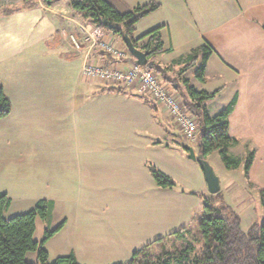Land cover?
Returning a JSON list of instances; mask_svg holds the SVG:
<instances>
[{"label": "crops", "instance_id": "0c3cea01", "mask_svg": "<svg viewBox=\"0 0 264 264\" xmlns=\"http://www.w3.org/2000/svg\"><path fill=\"white\" fill-rule=\"evenodd\" d=\"M107 1L122 14L160 5L137 23L135 36L162 28L167 51L152 60L163 67L205 46L212 51L205 82L194 69L186 78L197 91L220 90L206 103L211 117L237 99L229 133L240 145L229 154L241 149L244 163L253 153L246 179L264 193V0ZM83 28L94 27L69 0L51 7L17 0L0 11V88L12 106L0 120V193L11 199L5 216L16 207L14 216L27 213L41 200L54 203L51 219H40L44 231L64 223L45 245L50 263L73 255L78 264H129L157 240L182 228L197 231L204 198L212 194L164 106L155 103L153 110L136 90L99 93L106 84L84 77L88 65L126 72L136 61L93 47ZM150 166L177 187L160 188ZM230 175H219L221 192L239 215L246 201L239 203V184ZM250 222L247 228L256 221Z\"/></svg>", "mask_w": 264, "mask_h": 264}, {"label": "trees", "instance_id": "16d2710c", "mask_svg": "<svg viewBox=\"0 0 264 264\" xmlns=\"http://www.w3.org/2000/svg\"><path fill=\"white\" fill-rule=\"evenodd\" d=\"M58 1L43 0V3L51 7ZM69 1L70 7L89 19L93 27L100 28L106 34L120 39L124 47H126L124 37L128 36L136 49L148 53L149 61L145 69L155 73L164 86L181 97L186 110L198 124L196 145L199 156L208 160L211 155L219 153L227 170L234 171L241 167L242 160L229 154L230 149L240 145V141L229 133V116L235 109L237 99H234L220 114L211 117L207 112L206 103L214 100L220 90L197 91L186 78V74L194 69L195 79L201 83L205 82L207 63L212 55L208 47L194 50L186 57L173 62L171 66L163 67L152 60L167 51L161 35L162 28L154 29L140 38L135 36L137 23L157 11L160 8L159 4L152 3L137 7L129 13L122 14L107 0ZM14 11L6 13L11 14ZM181 66L182 69L176 71L175 68ZM174 71L177 72V76L175 80H172L170 73ZM172 85L176 88H171ZM128 90L129 88L125 85H106L100 89L99 93H126ZM141 98L151 105L153 110L156 109L154 101H149L145 95ZM11 110L10 100L0 88V120L8 117ZM253 159V153L245 159L247 177ZM149 168L160 188L174 189L177 187L173 180L154 166ZM260 195L264 208V193L261 191ZM10 206L11 199L6 194L0 193V264H78L73 255L58 258L53 263L49 261L45 245L60 231L64 223L54 230L46 229L41 242H37L34 238L37 219L45 223L51 219L54 209L53 202L41 200L29 212L7 219L5 214ZM196 222H198L201 237L199 243L202 244L198 252L191 244L175 249L174 252L165 249L164 243L169 239L185 240L189 230L182 228L169 238L157 240L135 252L129 264H264V221L261 224L255 222L246 230L243 229L241 217L227 206L221 191L216 195H211L210 199L204 198L203 211ZM157 248L161 249L160 253H157ZM29 253H36L35 263L27 261Z\"/></svg>", "mask_w": 264, "mask_h": 264}, {"label": "built area", "instance_id": "2783aa9c", "mask_svg": "<svg viewBox=\"0 0 264 264\" xmlns=\"http://www.w3.org/2000/svg\"><path fill=\"white\" fill-rule=\"evenodd\" d=\"M82 32L93 47L101 48L116 59L122 60L127 57L128 51L126 49H119L117 46L104 41V33L100 28H83ZM71 41L79 48L75 37L72 36ZM83 74L88 80L107 83L111 86L125 85L136 89L141 94L150 95L156 103L163 105L168 110L184 141L190 145H196L199 129L195 118L186 110L180 96L164 86L155 73L137 65L126 72L115 67L102 69L88 65L84 68Z\"/></svg>", "mask_w": 264, "mask_h": 264}, {"label": "rangeland", "instance_id": "374dc122", "mask_svg": "<svg viewBox=\"0 0 264 264\" xmlns=\"http://www.w3.org/2000/svg\"><path fill=\"white\" fill-rule=\"evenodd\" d=\"M16 2L17 0H0V11L5 8H9L10 6H12V4ZM242 153L243 151L241 149H238L237 151L230 153V156L234 158H239L240 160H242L243 159ZM210 162H211V166L214 168L218 177L220 174L221 175H224L226 173L231 174L230 176H232L233 181L239 184V203L241 201H246V203L242 207L239 208V215L242 214L241 218L243 217V229L246 230L249 225V222L253 220L261 224L264 221V208L262 206V198H261V195L255 189H252L249 186V182L246 179V175H245V164L242 163L241 167L239 168V173H236L235 170L228 171L225 168L223 160L219 153L213 154L212 157L210 158ZM231 201H232V204L234 205L233 200H230L229 202L231 203ZM18 209H19L18 207L14 208V211H12L9 215H6V218L8 219L13 218L14 217L13 213H20V212H17ZM250 219H253V220H250ZM197 225H198V222H197ZM194 228L195 226L193 227V229ZM36 229H37L36 230L37 232H35L34 238L37 242L42 241L44 237V224L41 222L40 219H38V224H37ZM188 234L189 235L185 238L184 241H179V240H174V239L167 240L164 243L165 249L174 252L175 249H181L182 247H185L188 244H191L195 246L197 252L201 250L202 244L199 243V240L201 237L198 231V226H197V231L192 230ZM156 250H157V253L161 252L160 248H157ZM27 261L30 263H35L36 253H29V255L27 256Z\"/></svg>", "mask_w": 264, "mask_h": 264}, {"label": "water", "instance_id": "95a60500", "mask_svg": "<svg viewBox=\"0 0 264 264\" xmlns=\"http://www.w3.org/2000/svg\"><path fill=\"white\" fill-rule=\"evenodd\" d=\"M124 43L130 54L135 58L137 65L145 67L148 64V53H144L134 47L128 36L124 37ZM185 149L189 152V159L197 161L205 175V180L208 186V191L212 195H216L221 191L220 179L217 176L211 164L202 156L195 157L192 147L186 146Z\"/></svg>", "mask_w": 264, "mask_h": 264}]
</instances>
